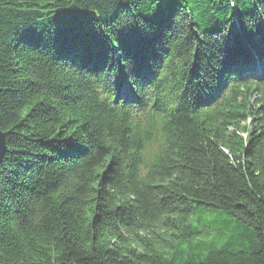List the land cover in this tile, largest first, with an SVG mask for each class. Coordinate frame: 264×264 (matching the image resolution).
<instances>
[{
    "label": "trees",
    "instance_id": "16d2710c",
    "mask_svg": "<svg viewBox=\"0 0 264 264\" xmlns=\"http://www.w3.org/2000/svg\"><path fill=\"white\" fill-rule=\"evenodd\" d=\"M164 7L0 0L1 263L264 264V0Z\"/></svg>",
    "mask_w": 264,
    "mask_h": 264
},
{
    "label": "snow or ice",
    "instance_id": "6c2138e0",
    "mask_svg": "<svg viewBox=\"0 0 264 264\" xmlns=\"http://www.w3.org/2000/svg\"><path fill=\"white\" fill-rule=\"evenodd\" d=\"M167 3V0H160V8H159V15L161 22L165 19V4ZM114 22L120 26L121 32H124L126 30L131 31L135 28V25L129 22H122L119 17L115 18ZM235 25L238 28H243L244 26V21L240 18L237 17L236 20L234 21Z\"/></svg>",
    "mask_w": 264,
    "mask_h": 264
},
{
    "label": "water",
    "instance_id": "95a60500",
    "mask_svg": "<svg viewBox=\"0 0 264 264\" xmlns=\"http://www.w3.org/2000/svg\"><path fill=\"white\" fill-rule=\"evenodd\" d=\"M7 146H6V134L0 128V164L3 160V157L6 153ZM0 264H3L0 262ZM21 264H42V263H21ZM58 264H76L74 262H62Z\"/></svg>",
    "mask_w": 264,
    "mask_h": 264
},
{
    "label": "bare ground",
    "instance_id": "6f19581e",
    "mask_svg": "<svg viewBox=\"0 0 264 264\" xmlns=\"http://www.w3.org/2000/svg\"><path fill=\"white\" fill-rule=\"evenodd\" d=\"M252 56H254V58L256 57V55L254 54V55H252ZM258 57V56H257ZM253 57H248L247 59L249 60V61H247L248 62V64H252V65H254L255 63H257V62H259L261 59H263V61H264V55H263V57H259V59L257 58L256 60H252L251 61V59H252ZM252 76V75H251ZM132 91H131V90ZM126 92L127 93H133V96H135L136 95V93L138 94V92L135 90V89H133V88H130V87H127V89H126ZM134 92H136V93H134ZM206 96V95H205ZM144 98V97H143Z\"/></svg>",
    "mask_w": 264,
    "mask_h": 264
}]
</instances>
